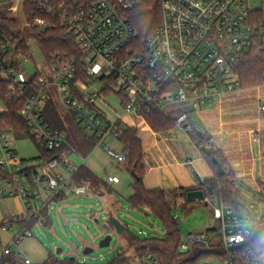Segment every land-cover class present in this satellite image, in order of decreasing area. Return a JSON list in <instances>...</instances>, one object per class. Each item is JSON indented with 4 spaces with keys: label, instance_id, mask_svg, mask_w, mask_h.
<instances>
[{
    "label": "built area",
    "instance_id": "built-area-1",
    "mask_svg": "<svg viewBox=\"0 0 264 264\" xmlns=\"http://www.w3.org/2000/svg\"><path fill=\"white\" fill-rule=\"evenodd\" d=\"M26 1L42 14L33 21L24 14L27 28L44 32L57 17L66 33L75 38L82 56L80 63L67 53H55L48 60L42 55L49 70L47 80L36 64L33 73L26 67L35 62L28 43V38L37 43L32 31L28 35L23 30V39L0 38V82L8 84L7 100L23 101L20 114L35 143L55 152L49 160L40 158L36 164H27L18 157L15 134L0 131V199L21 200L28 215L40 214L66 191L82 196L89 189L86 182L69 189L60 171L65 166L72 175L75 173L70 159L74 149L67 133L54 128L46 118L50 100L56 103L58 99L77 128L97 137V147L122 165L126 154L106 144L109 138L119 139L118 128L122 127L121 115L109 103L111 96L124 114L144 121L153 113L168 117L175 113L176 127L189 135L194 131L192 112L220 104L242 91L238 64L254 47L264 53V0L262 8H254L250 0H93L88 4L76 0H0V9L16 14L23 11ZM145 1L159 3L161 19L140 42L129 15ZM82 72L87 81L77 78ZM29 77L35 79L29 81ZM94 83L101 88L91 90ZM3 111L0 99V113ZM258 111L264 113L263 99L258 102ZM251 135L257 140L256 132ZM105 180L112 184L119 183L120 178L107 171ZM235 186L254 217L219 202L216 218L222 221L221 245H212L214 235L194 234L181 241V251L224 248L230 264H264V237L258 247L252 235L253 223L264 222V187L253 190L237 181ZM2 232H14L8 243L2 241ZM32 237V231L19 224L1 228L0 264H53L47 258L34 262L21 249L22 242ZM247 239L254 247L240 255L235 248ZM125 264L161 262L146 253Z\"/></svg>",
    "mask_w": 264,
    "mask_h": 264
},
{
    "label": "rangeland",
    "instance_id": "rangeland-1",
    "mask_svg": "<svg viewBox=\"0 0 264 264\" xmlns=\"http://www.w3.org/2000/svg\"><path fill=\"white\" fill-rule=\"evenodd\" d=\"M250 4L254 8L263 7L262 0H250ZM7 14L15 18L19 28L22 31L24 30V33H28V35L31 33V29L25 26L24 12L21 9L16 14L10 15L8 12ZM28 43L34 54L35 62L28 64L26 66L27 70L29 73H33L36 69V64L39 70H44L43 75L49 80V70L44 66L39 46L33 39L28 38ZM100 88L101 84L94 83L90 89L95 90ZM261 99L264 100V82L244 86L242 91L229 96L222 103L218 104L216 110V105L203 106L202 110L204 112L215 110L219 113L217 118L211 120L213 126L215 124H223L225 127L236 126L240 121H247L248 123L252 121L256 123L260 122L263 125L264 113L261 114L258 111V102ZM109 103L112 107L119 109L115 96L110 97ZM56 104L71 133L76 149L78 151L80 149L83 150L80 134L73 121V117L58 99H56ZM173 114L174 116L176 115L175 113ZM133 120V117L128 115L124 118L123 122L125 125H131ZM216 120H219V122ZM246 126L249 127L250 125L246 124ZM15 140L18 157L25 160L27 164H36L40 154L37 144L24 135L15 134ZM106 144L119 153L123 150L122 144L117 139L110 138ZM251 145L254 149L252 150L253 157L257 160L256 169L258 171L257 175H259V168L261 169V166L258 160L260 158L258 144L251 143ZM83 154L88 157L89 164L93 163L95 167L97 166L98 171L95 174L97 173L96 175L100 179L104 177L107 170L121 177V189L113 193L118 201L116 210L112 209V213L109 212L105 200L97 196L102 192L105 193L104 185L101 182H97V186H93L89 193L82 196L74 195L66 191L67 194L64 200L53 201L49 206L50 227L38 221L31 229L33 237L24 240L20 247L34 262H42L50 256L60 262L69 258H75L79 264H108L120 253H124L130 263L135 262L137 260V254L128 243L126 233L118 234L109 224V217L113 215L126 226L128 233L139 239L164 237L166 234L165 228L155 215L149 214L147 216V211H138L130 207L127 199L130 193L132 176L122 165L116 163L100 147L95 148L92 153L84 150ZM221 156L224 158L222 153ZM225 161L227 167L234 173L235 179H237L236 171H233L234 169L226 159ZM71 187L72 184L70 183L68 188L70 189ZM260 187H264V181L257 180L256 188ZM93 194L96 196H92ZM172 204L175 217L179 223L182 241L194 234H210L214 235L212 245H221L223 239L221 234L222 221L214 217V207L217 206L216 201L211 200L209 202L191 204L187 211L177 207L173 200ZM24 211L25 206L21 200L17 198L0 199V219L6 215L20 214ZM207 229L216 230L217 232L208 233ZM10 234L13 235L14 232H9L8 236ZM4 235L7 234L4 233ZM108 235L112 236L110 245L100 248V242ZM13 247L14 249H18L16 246ZM87 247L92 248L93 252L84 254ZM59 249H62V252L58 254ZM199 264H230V262L229 259L208 256L201 260Z\"/></svg>",
    "mask_w": 264,
    "mask_h": 264
},
{
    "label": "trees",
    "instance_id": "trees-1",
    "mask_svg": "<svg viewBox=\"0 0 264 264\" xmlns=\"http://www.w3.org/2000/svg\"><path fill=\"white\" fill-rule=\"evenodd\" d=\"M58 3L64 0H52ZM81 4H88L93 0H76ZM24 14L28 21H33L36 17L42 16L36 11L35 5L26 1L24 3ZM130 21L139 32L140 42L149 36L161 19V8L156 1H145L140 6L135 8L130 13ZM35 36L39 49L43 57L48 60L55 53H67L70 56H75L81 63V52L75 41V38L66 33L61 26L58 18L52 20V26L44 32L31 30ZM23 39L22 30L19 28L15 18L7 14V10L0 9V38L2 40L16 37ZM239 73L242 87L264 82V53L259 48L254 47L248 55H246L236 68ZM77 78H82L87 81L85 75L80 73ZM35 78L29 77V81ZM8 84L0 82V99L5 106V111L0 113V131H10L16 135H24L33 139L29 128L26 125L24 118L20 114V109L23 101H9L7 100ZM46 118L54 128H58L68 134V128L64 121L57 104L50 100L46 107ZM146 120L150 127L156 132H165L175 128V119L165 116L164 114H150L146 116ZM82 141L84 142L88 151H92L98 143V138L89 136L83 131L79 130ZM119 140L123 145L126 154V161L122 166L132 175L133 183L131 185L133 193L128 199L130 207L138 211H147L149 214L155 215L163 224L166 234L164 237H154L151 239H139L125 230L126 238L130 246L134 249L137 255L152 253L159 258L161 264H199V262L208 256H214L219 259H228V255H210L203 254L192 259V253L196 248L183 252L180 249L181 237L179 230V223L174 214V208L167 193L163 189L148 190L143 183L145 175V167L143 165V147L138 136V129L135 127L124 126L118 128ZM200 137V134L198 133ZM68 140L71 141L69 136ZM35 142V141H34ZM207 147V141L204 140ZM40 150V157L44 160H49L54 157L55 152L49 151L46 148L38 145ZM202 155L214 171V176L203 182L207 188L208 196L219 202H224L230 207L234 208L239 214H248V201L242 196L235 186V175L231 171L227 172V165L225 159L221 156L219 151H213L210 148L209 152L202 150ZM218 159L225 170L224 175H220L218 167L215 162ZM33 170L28 168V171ZM89 174L85 167H80L74 175L77 183L88 180ZM64 194L61 195V197ZM57 198L56 201L60 200ZM184 211H187V204L180 206ZM41 221L45 226L50 227L51 219L49 216V206L44 208L38 215L22 214L10 215L0 221V229L6 225L19 224L26 229L32 227ZM209 232H217L216 230H208ZM253 240L259 247L261 240L264 237V222H254L252 229ZM256 238V239H254ZM257 240V241H255ZM254 247L250 243V239L235 248L241 255L247 248ZM47 262L53 264H79L76 259L69 258L63 262L48 256ZM128 258L124 253L118 254L108 264H125L128 263ZM83 264V263H81Z\"/></svg>",
    "mask_w": 264,
    "mask_h": 264
},
{
    "label": "crops",
    "instance_id": "crops-1",
    "mask_svg": "<svg viewBox=\"0 0 264 264\" xmlns=\"http://www.w3.org/2000/svg\"><path fill=\"white\" fill-rule=\"evenodd\" d=\"M215 105L216 110L218 104ZM114 110L117 114L121 115L122 127L129 126L138 129V136L143 147V165L146 170L143 177L145 188L148 190L163 189L167 193L170 201L172 202L173 200L177 207L187 204V208H189V205L191 204L204 203L206 201L209 202L214 200L208 196L207 188L203 185L204 181L211 179L214 176L213 169L202 155V148L205 146L204 140L207 141L208 148H212L213 151L221 152L224 158L234 169L233 171H236L237 179H235V181L240 184H247L248 187L253 190L256 189L257 180L264 181V124L262 125L260 122L256 123L252 121L251 123H248L247 121H240L236 126L225 127L223 124H215V126H213L211 120L213 118H217L219 113L215 110L204 112L200 109L197 112H192L190 115V122L194 126V131L187 135L183 130L177 128L176 126L169 131L156 132L150 127L147 120L144 121L133 116H131L134 119L131 125H125L123 120L128 115L124 114L120 109L114 108ZM113 115L115 116V114ZM170 117L174 118L175 116L173 115ZM216 121L219 122V120ZM246 124H249L250 126L247 127ZM79 130L80 129L78 128V131ZM253 132H256L257 140L252 138L251 134ZM198 133L200 134V137L198 136ZM68 136L71 139V141L68 140L69 144L74 149V151L70 153V159L76 167L75 173L82 166L86 168L89 177L88 180H84L82 182H86L88 185L89 189L87 193H89L93 186H97V182H101V184L104 185L105 193L102 192L97 196L105 200V204L108 206L109 212L112 213V209L116 210L118 205L117 198L113 195V193L114 191L121 189V177L118 174L111 173L107 170L111 175H115L120 178L119 183H107L105 175L102 179H100L96 175L97 173L95 174V172L98 171L97 166L95 167V164L93 163L89 164L87 160L88 157L83 154L84 150L88 153H92L97 146L92 151H88L81 139L83 150L80 149V151H78L74 145L69 130L67 137ZM117 140L121 143L119 139ZM251 143L258 144L260 154V158L258 160L261 166V169L259 168V175H257V160L253 157L252 150L254 149L252 148ZM246 149H248V151H246ZM120 153H125L124 149ZM40 158L39 154L37 160ZM24 162L26 161L24 160ZM60 171L64 175V178L67 176L65 180L68 185L71 183L73 186L77 183L74 179L75 173L72 175L65 166H62ZM132 183L133 177L132 182L130 183L129 197L133 193L131 187ZM98 189L100 190V188ZM193 192H202L203 199L188 201V194ZM92 196L96 195L93 194ZM65 197L66 194H64V196H62L58 201L64 200ZM197 197H199V195ZM214 201L217 202V206L214 207V217L216 218V208L219 206V201ZM22 214H25V212L15 215ZM7 216L10 215H6L2 219ZM2 219H0V221ZM4 233L7 235H4ZM8 233H1V239L4 243H8L13 237L11 234L8 236Z\"/></svg>",
    "mask_w": 264,
    "mask_h": 264
},
{
    "label": "water",
    "instance_id": "water-1",
    "mask_svg": "<svg viewBox=\"0 0 264 264\" xmlns=\"http://www.w3.org/2000/svg\"><path fill=\"white\" fill-rule=\"evenodd\" d=\"M203 151L205 152H209L210 151V148L204 146L203 148ZM215 162L217 164V167H218V172L220 175H224L225 173V170L222 166V163L218 160V159H215ZM199 195V197H197ZM197 197V198H196ZM187 199L188 201H194L196 199H203V193L202 192H196V193H189L188 196H187ZM250 216L253 218L254 215L252 212H249ZM109 224L116 230V232L118 234H123L125 233V230H126V226L120 222L119 220H117L113 215H111L109 217ZM112 241V236L111 235H108L106 236L101 242H100V248H103V247H107L110 245ZM62 252V249H59L58 250V254ZM90 252H93V249L92 248H86L85 251H84V254H88ZM226 253V250L224 248H196L193 253H192V259H196L197 257H199L200 255H203V254H210V255H218V256H222ZM72 259H75V258H72Z\"/></svg>",
    "mask_w": 264,
    "mask_h": 264
}]
</instances>
